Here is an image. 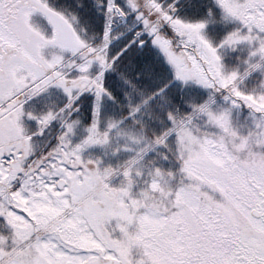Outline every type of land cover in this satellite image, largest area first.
<instances>
[{
	"label": "snow or ice",
	"instance_id": "6c2138e0",
	"mask_svg": "<svg viewBox=\"0 0 264 264\" xmlns=\"http://www.w3.org/2000/svg\"><path fill=\"white\" fill-rule=\"evenodd\" d=\"M0 264H264V0H0Z\"/></svg>",
	"mask_w": 264,
	"mask_h": 264
},
{
	"label": "rangeland",
	"instance_id": "374dc122",
	"mask_svg": "<svg viewBox=\"0 0 264 264\" xmlns=\"http://www.w3.org/2000/svg\"><path fill=\"white\" fill-rule=\"evenodd\" d=\"M232 55L235 56L236 54L233 53ZM246 115H247V110H244V111L241 113V115L238 117L239 121L243 122L244 117H245Z\"/></svg>",
	"mask_w": 264,
	"mask_h": 264
}]
</instances>
